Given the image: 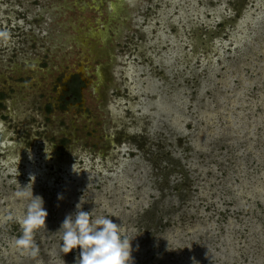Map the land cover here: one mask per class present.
Returning <instances> with one entry per match:
<instances>
[{
    "label": "rangeland",
    "instance_id": "374dc122",
    "mask_svg": "<svg viewBox=\"0 0 264 264\" xmlns=\"http://www.w3.org/2000/svg\"><path fill=\"white\" fill-rule=\"evenodd\" d=\"M132 1L0 0V217L30 176L48 213L36 257L0 220V264H75L59 229L78 203L122 226L132 264H264V0Z\"/></svg>",
    "mask_w": 264,
    "mask_h": 264
},
{
    "label": "clouds",
    "instance_id": "9594fccd",
    "mask_svg": "<svg viewBox=\"0 0 264 264\" xmlns=\"http://www.w3.org/2000/svg\"><path fill=\"white\" fill-rule=\"evenodd\" d=\"M0 36L7 37L6 33ZM46 159L51 158V151L44 147ZM31 158V157H30ZM20 157L18 156L17 164ZM30 182L24 188L14 192L17 199L27 200L25 212L20 217L8 213L0 220L5 222H17L20 225L22 235L14 238V248L26 252L32 257L39 254V246L35 242V232L45 227L47 210L44 208L43 198L39 195L33 196L32 184L34 176H30ZM82 204L76 205L74 214H67L60 226L62 232L61 252L68 254L74 249H79V256L75 264H132L131 240L122 237V226L113 223L107 217H98L92 220L90 212L81 210Z\"/></svg>",
    "mask_w": 264,
    "mask_h": 264
},
{
    "label": "bare ground",
    "instance_id": "6f19581e",
    "mask_svg": "<svg viewBox=\"0 0 264 264\" xmlns=\"http://www.w3.org/2000/svg\"><path fill=\"white\" fill-rule=\"evenodd\" d=\"M129 2H127V0H126V2L129 4V5H131L132 3H133V1L132 0H128ZM111 6V11H110V13H111V17L112 18H114V17H116V16H119V14H120V9H117V6H115V4L113 3V4H111L110 5ZM111 19V18H110ZM91 35L92 36H94V37H98V38H100V39H102V44L101 45H104L105 46V44H106V40L105 39H107V38H105L106 36H105V34L102 32V31H100V32H98V33H94V32H92L91 33ZM105 40V41H104ZM80 51H82V49H80ZM98 53H99V51H97V52H94V54H93V57H96L97 58V56L100 58V56L98 55ZM81 70L83 71V68H81ZM100 70V69H99ZM99 70H97L98 72L96 73L97 75V79H98V83H100V87H101V91H99L98 92V94H96L98 97L100 96L102 99H100L99 101H98V104L100 105V107L98 108V111H99V113H101L102 115H105V114H107V116L109 117V121H110V123H111V125L112 126H114V127H120L119 125H117V113H115V111L113 110V109H109L108 111L106 110V109H104V107L106 106L105 104H106V97H105V91H104V83L106 82V80H110V75L109 74H107L105 71L102 73L103 75H104V80L103 79H101V75L102 74H100L99 72L101 71H99ZM103 70V69H102ZM104 70H106V69H104ZM108 76H107V75ZM103 83V84H102ZM103 99H104V101H103ZM130 109V108H129ZM131 110V109H130ZM106 111H107V113H106ZM16 121H19L18 119H15ZM4 141H5V137H4V134H3V132H2V130H1V128H0V153L2 154H4L5 153V147H8V146H6L5 145V143H4ZM9 149H12L11 147H8ZM60 171L61 169H59V168H55V172L56 171ZM27 173H29L30 174V172H27ZM31 175H33V174H31ZM30 176V175H29Z\"/></svg>",
    "mask_w": 264,
    "mask_h": 264
},
{
    "label": "flooded vegetation",
    "instance_id": "af4514ba",
    "mask_svg": "<svg viewBox=\"0 0 264 264\" xmlns=\"http://www.w3.org/2000/svg\"><path fill=\"white\" fill-rule=\"evenodd\" d=\"M105 70L103 69V70H101L99 73L100 74H102L103 72H104ZM107 75V74H106ZM95 77H96V79H97V76L96 75H94ZM97 81H98V79H97ZM107 81V80H106ZM98 83V82H97ZM99 84V87H100V83H98ZM103 84V83H102ZM104 85V84H103ZM102 87V86H101ZM100 87V88H101ZM96 94H98V92L96 93ZM96 99H97V106H96V109H97V111H98V108L100 107V105L98 104V101L100 100V99H102L100 96L98 97L97 95H96ZM2 100V99H1ZM103 101H104V99H103ZM99 112V111H98ZM3 116H5V114H3ZM2 116V117H3Z\"/></svg>",
    "mask_w": 264,
    "mask_h": 264
},
{
    "label": "water",
    "instance_id": "95a60500",
    "mask_svg": "<svg viewBox=\"0 0 264 264\" xmlns=\"http://www.w3.org/2000/svg\"><path fill=\"white\" fill-rule=\"evenodd\" d=\"M103 75V74H102ZM104 80V79H103Z\"/></svg>",
    "mask_w": 264,
    "mask_h": 264
}]
</instances>
